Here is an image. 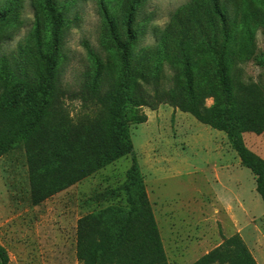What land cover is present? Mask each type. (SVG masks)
Here are the masks:
<instances>
[{
  "label": "rangeland",
  "instance_id": "obj_1",
  "mask_svg": "<svg viewBox=\"0 0 264 264\" xmlns=\"http://www.w3.org/2000/svg\"><path fill=\"white\" fill-rule=\"evenodd\" d=\"M0 0V246L7 264H80L79 220L108 205H124L122 185L130 166L123 156L69 187L42 196L14 125L21 110L9 105L16 83L34 87L44 71L40 50L49 36L57 61L46 110L76 125L106 118L99 100L118 91L123 69L118 42H127L128 74H138L132 103L143 98L141 124L129 134L142 172L168 264H192L238 233L257 264H264V204L255 178L241 166L225 132L174 109L181 95L182 62L194 71L196 91L213 84L214 61L223 54L240 101L264 95V0ZM221 14L218 15L217 11ZM101 70L92 84L94 70ZM129 98V99H128ZM226 98L218 96L223 102ZM214 102L205 100L206 106ZM264 159V131L242 134ZM43 140V139H42ZM114 196L93 197L106 191Z\"/></svg>",
  "mask_w": 264,
  "mask_h": 264
},
{
  "label": "trees",
  "instance_id": "obj_2",
  "mask_svg": "<svg viewBox=\"0 0 264 264\" xmlns=\"http://www.w3.org/2000/svg\"><path fill=\"white\" fill-rule=\"evenodd\" d=\"M49 18L54 19L51 0H43ZM217 11V10H216ZM218 15H221L217 11ZM127 32V42H118L123 69L119 70L118 91L99 100L106 118L85 120L76 125L62 114L48 112L46 106L52 93L51 79L57 61L51 51L49 36L46 49L40 50L44 71L34 87L16 83L9 94V105L21 110L20 122L14 125L18 139L24 144L33 177H38L44 191L41 197L59 192L75 182L88 177L101 168L129 155L131 163L122 185L124 205H108L95 209L79 220L76 256L80 264H168L158 226L154 218L146 184L129 134V123L141 124L147 120L139 108L145 106L143 98L126 109L127 93L136 88L138 74L130 75L126 68L128 47L132 34ZM183 89L181 95L170 89L174 109L189 113L201 124L225 132L242 167L255 178V189L264 204V159L249 150L243 141L245 132L264 131V95L253 90L240 101L230 99L233 86L229 67L223 54L213 67V84L197 92L194 71L188 60L182 62ZM1 73L10 77L4 59L0 60ZM101 70L92 75L96 85ZM226 99L221 102L218 96ZM214 102L206 106L205 100ZM129 99V98H128ZM43 139V140H42ZM35 177V178H36ZM106 191L93 197L114 196ZM8 257L0 246V264H7ZM192 264H257L242 237L235 233L224 237L221 243L202 255Z\"/></svg>",
  "mask_w": 264,
  "mask_h": 264
}]
</instances>
